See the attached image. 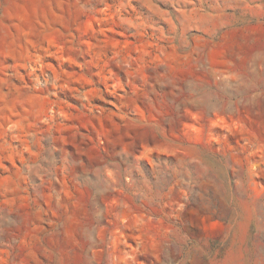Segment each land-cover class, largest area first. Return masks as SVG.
Here are the masks:
<instances>
[{
    "label": "rangeland",
    "instance_id": "1",
    "mask_svg": "<svg viewBox=\"0 0 264 264\" xmlns=\"http://www.w3.org/2000/svg\"><path fill=\"white\" fill-rule=\"evenodd\" d=\"M0 264H264V0H0Z\"/></svg>",
    "mask_w": 264,
    "mask_h": 264
}]
</instances>
